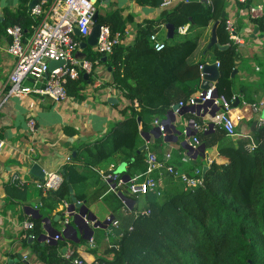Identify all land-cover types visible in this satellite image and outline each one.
<instances>
[{"label": "trees", "instance_id": "1", "mask_svg": "<svg viewBox=\"0 0 264 264\" xmlns=\"http://www.w3.org/2000/svg\"><path fill=\"white\" fill-rule=\"evenodd\" d=\"M136 1L152 7L163 2ZM211 1L212 5L203 0H181L163 9L157 19L139 23L131 43L122 41L114 46L105 62L111 67L110 85L122 90L130 102L123 110L124 118L107 134L76 150L72 162L63 167L64 181L60 188L41 198V210L45 214L51 215L64 200L71 203L70 187L87 182L95 175L94 167L116 155H120L130 168L138 165L145 175L148 149L138 151L141 134L150 131L152 122L174 105L190 104V97L199 91L201 66L206 61H196L194 55L200 47L201 35L190 32L186 35L176 33L172 38L160 36L162 25L171 24L177 30L189 24L191 30H201L220 20L217 40L228 47L220 49L214 45L205 53L219 63V78L215 83L218 94L236 101L237 86L232 73L236 68L238 45L230 39L226 29L227 17L221 18L226 0ZM7 16L4 30L17 24L28 35L36 23L27 12H8ZM133 19L131 15L125 17L121 9H114L100 11L97 23L107 25L112 35H124ZM255 22L264 32V18H257ZM154 33L165 43L159 51L151 40ZM83 51L85 59L104 62L94 48L87 47ZM90 80V76L81 73L77 80L67 84L68 93L79 95ZM138 118H141L140 123ZM255 136L257 147L248 151L246 140L234 141L217 126L204 130L202 141L207 147L217 145L219 155L227 161L213 160L204 176L202 172V184L196 187H188L177 178L159 194L147 193L150 214L134 216L131 228H113L116 241L111 248L112 257H99L92 264H264V128L256 131ZM78 163L85 165L87 170H78ZM194 169L187 173L192 174ZM75 197L83 202L85 194L78 193ZM114 198L119 204L123 203L117 194ZM31 221L34 228L22 235V244L31 255L37 256L43 264H74L73 260L79 258L75 252L76 243H71L72 253L67 258L63 252L68 248L67 240H59L56 245H42L38 241L44 232L42 219Z\"/></svg>", "mask_w": 264, "mask_h": 264}, {"label": "crops", "instance_id": "2", "mask_svg": "<svg viewBox=\"0 0 264 264\" xmlns=\"http://www.w3.org/2000/svg\"><path fill=\"white\" fill-rule=\"evenodd\" d=\"M32 1L0 0V138L4 140V145L0 147V264L18 262L14 261L18 254H29L31 264H43L37 256L31 255L30 250L22 244V235L25 231L22 222L33 219L25 211V206L39 209L44 217L50 219L52 227L56 230L62 231L64 228L62 204L51 215H47L44 210H41V198L46 192L37 188L36 181L40 178L32 174L33 166L39 165L44 173L61 169L64 167L68 155H73L77 149L101 138L111 130L114 124L122 120L124 118L123 110L130 103L122 90L110 85L111 67L106 62L96 65L95 73L89 75L91 80L84 85L79 95L69 94V97L60 103H54L50 99L35 95L9 94L7 78L13 69L14 60L8 52L11 39L3 29L4 21L8 17V12L13 14L27 12L31 15ZM180 1L174 0L167 8L175 6ZM246 1L247 4L238 0H226V17L234 22L236 32L240 37V42L237 44L236 68L234 69L236 73L233 76L237 86L235 96L238 102L236 106L234 105L232 116L240 134H255L256 115H253L250 104L264 102V32L260 31L255 22L257 17L251 15L250 8L259 5L264 8V0ZM97 5L99 12L121 9L125 17L128 15L134 17V21L128 23L125 31L126 40L130 43L136 35L139 23L146 19H157L165 9L162 5L158 7L144 6L136 0H99ZM213 25L214 22L205 29L194 28L191 30V25L188 24L185 33H179L178 29H175L173 37L176 33L180 35L190 32L199 33L201 43L194 55V60H205L204 65L214 64L216 62L212 61L211 56H206L205 53L210 48ZM168 34L167 25H162L159 35L168 37ZM77 37L80 42L83 40L79 36ZM205 47H207L206 50ZM84 49L80 48L77 52L79 58H86ZM203 81L201 74L198 90H202ZM215 83L211 81L210 86ZM248 100L253 101L249 103ZM176 105L169 111L173 110ZM183 106H191V104L185 102ZM169 111L156 119L159 122L166 119ZM173 111L178 121L181 122V129L184 131L189 128L191 122H194L196 125L189 129L191 131L198 129L195 137L200 140V144L205 143L202 141L201 134L204 127H209L210 116L201 117L192 112L180 116L179 111H176L175 108ZM30 118L36 120V131L33 136L29 133L28 128ZM155 126L153 121L151 129ZM141 138V146L146 145L148 153L155 152L160 159L166 153H171L170 162L180 172H188L193 167L203 169L213 160L218 163L227 161L226 158L219 155L217 145H214L206 146L205 155L200 153L194 165V159L190 157L189 151L181 145L182 140L186 139L190 143L193 137H186L184 133L177 142H166L163 138L154 139L153 137L147 142L144 137L141 136ZM231 138L234 141L242 140V137ZM122 160L120 155H116L109 161H104L94 167L95 175L87 182L73 187V193L74 196L78 193L85 194L82 204L88 207L89 212L94 214L97 220L105 222L108 217L113 216L119 220L120 229L123 230L131 228V221L136 216L135 212L140 208L147 207L148 201L146 195H132L129 191V184L114 189L112 182L105 178L107 173L116 171L122 163H126ZM125 168V172L131 177L142 179L143 173L138 165L130 168L126 163ZM77 169L86 171L87 167L78 163ZM14 175L21 177L23 185L17 186L12 182ZM153 176L161 181L162 189H166L173 180L177 179L165 170L155 171ZM119 192H123L133 202L126 204L118 195ZM116 194L122 200V204H119V200L114 198ZM57 215H61L58 220H56ZM69 223L77 227L72 216L69 218ZM42 225L45 232L43 221ZM110 226L111 224L107 228H93L94 245L84 239L82 233L78 232L80 241L76 243L66 239L67 246L69 248L71 243H76L75 252L85 264H92L99 257L110 258L113 255L111 248L116 241L114 236L109 241L106 239V233Z\"/></svg>", "mask_w": 264, "mask_h": 264}, {"label": "built area", "instance_id": "3", "mask_svg": "<svg viewBox=\"0 0 264 264\" xmlns=\"http://www.w3.org/2000/svg\"><path fill=\"white\" fill-rule=\"evenodd\" d=\"M36 4L31 9V16L36 20L32 25V31L29 35L20 25H9L5 32L10 37L11 42L8 47V52L14 60V66L7 78L9 86L8 92L10 95H35L41 98L50 99L54 103L65 101L69 97L67 84L70 80H77L81 73L91 75L95 73L96 65L100 64L99 60L90 61L82 59L77 56L80 50V41L76 39L75 29L80 32L79 38L84 39L90 34L94 22V14L98 11L99 0H36ZM174 0H163L162 7L167 8L171 6ZM208 5H212L211 0H203ZM246 2V0H238ZM252 16L264 18L263 6H255L250 8ZM38 20V21H37ZM187 25L178 28L179 33L187 31ZM226 29L229 33L230 39L238 44L240 37L236 32L234 22L231 19L226 21ZM151 40L154 43L156 50H161L165 43L158 38V33L151 35ZM126 40L124 35H112L110 28L107 25H101L100 34L97 40L95 50L102 56L107 57L112 54L114 46ZM51 60H63L65 63L50 70L49 62ZM219 67V63L216 62ZM204 65L201 66V70ZM216 90L215 84L206 89L204 95L203 90H199L195 95L190 97L191 105L196 104V98H200L202 102L210 101L207 106V112L217 108L211 121L214 127H219L225 131L229 137H242L246 140V149L253 151L257 147V138L255 134H240L235 120L232 116L235 98L228 99L225 95L217 94L214 96ZM184 103L180 102L179 108ZM179 108L176 111H179ZM251 111L255 118V128L259 131L264 128V102H253L250 104ZM155 125H159V120H154ZM196 125V124H195ZM197 128V126H195ZM29 133L33 136L36 131V120L30 118L28 121ZM161 126V131H163ZM204 127L203 130H207ZM198 130V129H197ZM190 144L194 147L200 144L197 137H193ZM4 145V140L0 138V147ZM172 155L166 153L162 159L155 152H149L146 157L148 164L147 171L142 179L138 177H131L129 181V191L134 196L146 195L147 193H160L162 189L161 181L153 176L155 171L165 170L175 177L179 178L188 187H196L202 184L201 167H195L192 174L187 172H180L171 164ZM72 162V155H68L66 163ZM105 178L112 183H115L116 188L122 186L125 181L116 171L109 172ZM64 181L63 167L55 171L45 172L44 176L36 181V186L43 192L55 191L60 188ZM12 182L17 185H23V180L20 176L14 175ZM78 203H82L78 201ZM63 218L64 225L69 223L70 213L68 207L69 202L64 200ZM150 209L147 207L140 208L135 212V215H149ZM89 223L87 215L84 217ZM111 226L106 233V239L109 241L113 233V228L118 229L120 222L114 217L111 219ZM34 222L25 220L22 222V227L25 231L34 228ZM33 238V237H32ZM56 240L60 237L56 236ZM90 243L94 245V239H89ZM72 251L67 248L65 257H69ZM23 259L30 263V255L23 254ZM74 264H84V262L75 258Z\"/></svg>", "mask_w": 264, "mask_h": 264}, {"label": "water", "instance_id": "4", "mask_svg": "<svg viewBox=\"0 0 264 264\" xmlns=\"http://www.w3.org/2000/svg\"><path fill=\"white\" fill-rule=\"evenodd\" d=\"M36 0H33L31 2V9L32 7L36 4ZM99 15V11L95 12L94 14V22L95 24L92 27V30L88 37L83 39L80 42V48L84 49L86 47H92L95 49L97 45V40L100 34V27L101 25L97 23V18ZM226 17V12L223 11L221 18ZM220 23V20L216 21L213 25L212 32H211V40L209 46H214L216 45L220 49H225L228 47V45H221L218 43L217 40V27ZM167 28L169 30V38H172L174 35L175 28L171 24H167ZM75 33L77 36H80L79 30L76 28ZM103 61L105 62L107 60V56L103 55L102 56ZM65 63L63 60H51L49 62V68L50 70L57 67L61 66ZM111 69V68H110ZM236 70L233 71L232 77L235 75ZM88 74H85V77H87ZM202 76H203V84H202V90L205 95L206 89L210 86V82H216L219 78V67L217 66L216 63L214 64H206L204 65L202 69ZM218 94L217 90L214 91V96ZM238 102V99L234 102V105L236 106ZM210 101H205L202 102L200 98H196V104H193L191 106H181L179 108V105H176L174 108L177 109L179 108V115L183 116L187 112H192L195 113L201 117H205L206 115L210 116L212 118L215 114V111L217 108H214L212 111L207 112V106L209 105ZM173 108V110H174ZM171 110L168 113V116L166 119L162 120L159 122V125H156L153 127L149 132L142 133L141 136L145 138L147 142L151 140L153 137L154 139H160L163 138L166 142H177L179 137L184 133L186 137H194L196 136V133L198 130H190L189 128L195 125L194 122H191L189 124V128H186L184 131L181 129V122L178 121L176 114L174 111ZM141 118H138V122L140 123ZM161 126L164 128L163 131H161ZM209 128H214V123L211 121L209 123ZM181 145L189 151V155L191 158H193L195 161L197 157L201 154L205 155V150H206V144L201 143L198 146L194 147L192 146L188 140H182ZM146 145H142L139 148V152L146 149ZM76 153H73V156H75ZM126 163H122L117 169L116 172L123 174V178L125 183H128L130 181L131 176L125 172L126 170ZM210 165H205L203 167V176L205 175L206 171L209 169ZM32 174L37 175L38 178H42L44 176V171L43 169L35 164L32 168ZM112 187L115 189L116 185L115 183H112ZM71 189V194H72V202L70 203L68 207V211L70 213V216L74 217V223L76 224L77 227L70 223H66L64 225V228L62 231L56 230L55 228L52 227L51 221L48 217H44L39 209L33 208L31 206H25L24 209L27 212V214L31 215L33 219H42L44 223V228L45 232L42 233L38 241L41 242L42 245H45L46 243L49 244H58L59 240L67 239V240H72L76 243L80 241V238L78 237V232L83 234V238L89 240L93 236V228L100 227V228H107L108 225L110 224L111 220L107 219L105 222H101L100 220H97L96 216L89 212L88 207L85 204L78 203L76 197L74 196V190L73 187H70ZM118 195L120 198L126 203L129 204V202H133L130 198L126 197L123 192H119ZM87 215L88 222L85 220V216ZM58 218H61V215H57L56 220ZM112 219L113 216H110ZM59 236L60 239L56 240L55 237ZM67 251V248L64 249V253ZM22 260L24 263L28 264L26 260L23 259L22 254H18V257L14 261H20Z\"/></svg>", "mask_w": 264, "mask_h": 264}]
</instances>
